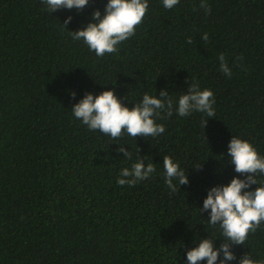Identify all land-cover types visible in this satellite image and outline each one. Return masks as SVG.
<instances>
[{"label": "trees", "instance_id": "obj_1", "mask_svg": "<svg viewBox=\"0 0 264 264\" xmlns=\"http://www.w3.org/2000/svg\"><path fill=\"white\" fill-rule=\"evenodd\" d=\"M107 2L50 15L41 0H0V264H187L200 239L223 242L199 208L208 189L239 175L227 156L232 136L264 156V0H207L211 14L201 0L173 9L149 0L136 35L97 57L69 31L84 28L96 9L103 14ZM221 53L231 78L220 70ZM193 81L214 93L216 117L174 112L156 121L166 128L156 138L112 140L71 110L86 92L113 88L129 108L165 88L178 100ZM139 156L156 173L119 186L121 169ZM164 156L190 180L175 193L164 183ZM232 250L229 264L247 252L264 261V224Z\"/></svg>", "mask_w": 264, "mask_h": 264}, {"label": "clouds", "instance_id": "obj_2", "mask_svg": "<svg viewBox=\"0 0 264 264\" xmlns=\"http://www.w3.org/2000/svg\"><path fill=\"white\" fill-rule=\"evenodd\" d=\"M46 11L52 13L67 9L82 11L89 5V0H41ZM165 9H173L180 0H162ZM200 8L206 14H211V7L207 0H201ZM149 11V0H108L103 14L99 9L93 11L91 21L81 29L69 31L74 41H83L90 51L97 57L118 52L119 45L136 35ZM68 16L62 23L67 25L72 21ZM201 39L209 41V34L205 32ZM191 44L192 37H188ZM237 57V61L242 60ZM220 70L231 78L232 70L223 53L218 56ZM246 70V69H245ZM75 99L76 92L70 91ZM215 97L211 89L201 90L199 83L193 81L188 86L187 93L174 100L167 88L162 89L159 97L145 93L142 100L134 107L129 108L121 102L115 89L102 91L99 95L86 92L71 110L74 117L86 125L89 130L99 131L112 140H119L127 134L132 138L159 137L165 133L163 123L157 120L171 118L175 112L180 117H187L193 112L206 114V117H216L214 108ZM208 119L202 121V128L207 125ZM119 144V143H118ZM118 153H123L124 159L132 160L131 151L119 144ZM227 156L238 176H234L230 183L217 185L207 191L203 200V207L199 208L200 215L208 213V224L219 226L223 242L216 246L217 239L209 237L199 240L198 246L186 252L187 264H229L237 260L233 246H243L250 234L264 224V181H258V175H264V156L248 140L232 136L228 144ZM201 166L193 169L199 170ZM162 173L164 183L171 192L180 190L181 185H189L187 171L181 168L178 161L174 162L171 156L163 157ZM157 171L155 163L145 165L143 157L139 156L131 167L122 168L117 179L119 186H135L138 182L149 179ZM243 177V178H241ZM175 181V183H174ZM252 185H257L251 190ZM202 216V215H201ZM239 264H264V261L253 259L250 253L239 257Z\"/></svg>", "mask_w": 264, "mask_h": 264}]
</instances>
